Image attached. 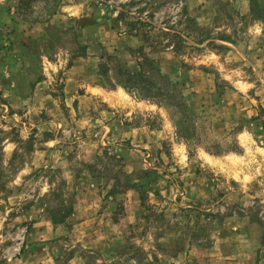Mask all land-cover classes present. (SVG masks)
Wrapping results in <instances>:
<instances>
[{
  "label": "rangeland",
  "instance_id": "1",
  "mask_svg": "<svg viewBox=\"0 0 264 264\" xmlns=\"http://www.w3.org/2000/svg\"><path fill=\"white\" fill-rule=\"evenodd\" d=\"M0 264H264V0H0Z\"/></svg>",
  "mask_w": 264,
  "mask_h": 264
},
{
  "label": "trees",
  "instance_id": "2",
  "mask_svg": "<svg viewBox=\"0 0 264 264\" xmlns=\"http://www.w3.org/2000/svg\"><path fill=\"white\" fill-rule=\"evenodd\" d=\"M128 77L130 78V79H132L133 77L132 76H130V75H128Z\"/></svg>",
  "mask_w": 264,
  "mask_h": 264
}]
</instances>
